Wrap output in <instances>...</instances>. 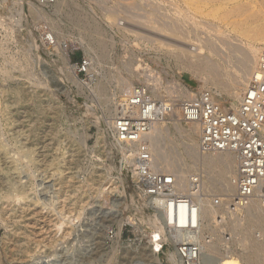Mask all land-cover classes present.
Segmentation results:
<instances>
[{"label":"rangeland","instance_id":"374dc122","mask_svg":"<svg viewBox=\"0 0 264 264\" xmlns=\"http://www.w3.org/2000/svg\"><path fill=\"white\" fill-rule=\"evenodd\" d=\"M171 1L198 22L184 20L183 27L190 31V39L194 38L193 31L202 37L209 34L205 22L220 25L241 41L248 40L254 27L264 24V14L260 11L257 20L237 15L216 18L209 14L212 9L227 6L226 0ZM125 2L0 0V140L6 141L10 155L15 152L23 155L17 175L8 171L9 165L0 152L2 264L28 261L34 254H40L46 261L51 260L44 264H136L140 259L153 260L148 256L146 223L139 220V213L133 208L125 210L124 204L130 203L132 194L135 203L142 206L146 214H151V208L141 204V197L130 180L126 183L125 200L112 199V191L109 190L119 185L121 178L118 146L112 141L114 146L106 134L109 128L106 122L114 116L112 93L120 95L115 87L121 76L128 78L133 87L145 84L138 77H130L127 70L139 63L160 74V80L154 82L161 90L183 87L197 94L199 89L193 85L200 84V77L188 69L180 72L174 57L165 53V46L135 39L126 33L121 35L115 22L119 21L123 26L130 24L120 18ZM229 3L231 7L233 2ZM162 4L170 14L173 13L170 4L165 1ZM258 6L254 5L250 10H257ZM105 12H112L110 20L105 18ZM237 21L248 30H233ZM87 22L97 25L106 40L107 52L100 60ZM223 38L233 40L229 36ZM190 44L185 42L183 47H190ZM54 46L60 53L68 54V61L73 65L69 70L75 71L81 82L75 84L70 81L67 84L52 72L51 65L58 53ZM205 54L212 56L209 50H205ZM220 54L223 58L225 52H219L218 60H222ZM83 59L90 61L87 74L78 70ZM75 62L79 63L78 67L73 64ZM90 78L96 79L93 82L101 80L105 84V89L97 96L85 85ZM163 95L157 98L172 99L173 105L178 107L180 99ZM177 119L183 121L174 109L163 124L171 129L164 141L167 145L173 141L171 146L183 153L185 162L191 166V173H198L203 180L200 164L193 166L184 153L185 140L172 128L171 122ZM102 132L106 137L105 144L100 140ZM33 175L37 180L32 178ZM19 179L33 186L38 184L37 191L36 188L33 191L39 192V200H43L41 202L45 206L42 203L35 205L29 198L16 200L18 188L15 186ZM100 186L107 195L106 201L97 191ZM24 191L26 193L27 190ZM121 194L117 197L123 196ZM81 208L83 214L77 219ZM62 218L65 222L58 227ZM19 243H22L24 251H13Z\"/></svg>","mask_w":264,"mask_h":264},{"label":"bare ground","instance_id":"6f19581e","mask_svg":"<svg viewBox=\"0 0 264 264\" xmlns=\"http://www.w3.org/2000/svg\"><path fill=\"white\" fill-rule=\"evenodd\" d=\"M59 1L61 2V0ZM163 1L167 2L168 5H171L170 9L173 12L172 14H170L167 7L162 4ZM242 1L243 0H226L225 4L227 6H223V8L217 10L212 9L209 14L216 18H226V16L237 15L255 20L259 17V11L261 14H264V0H260V6H258L259 3L257 4L258 0H246V2L243 1L244 3ZM229 2H233L231 7L228 6L231 5ZM254 5L256 7L258 6L259 9L251 11L250 8L254 7ZM106 12L104 13L105 18L110 20L112 18V12ZM173 14H175V16H173ZM120 18L127 21V23H130L128 26H123L124 24L118 23L119 21L115 22L117 30L121 35H125L124 33H126L134 36L135 39L156 42L160 47L165 46V53L174 57L177 65L176 67L180 72L184 73L188 69L200 77V84L198 82V84L193 85L194 88L198 87V93L209 91L213 98L219 101L225 109L236 110L238 108L249 77L257 65L258 49L261 45L258 44V46L257 43L264 42V24L254 27L251 32L249 31L248 40L241 41L238 37L228 34L220 27V25L213 22H205V25H207V28L210 30L209 34L202 37L196 31H193L194 38L190 39V31L183 27L184 20H196L191 17V14L183 11L171 0H126L125 9L122 11ZM84 19H86V17H84ZM237 22L238 24L236 23L234 25L233 30H237L238 32L244 30L246 32V30H248V28H242V26L239 25L241 23L240 21ZM87 24L92 38H94L93 42L97 44L96 49L98 55H100L98 56V60H100V58L105 56L107 52L105 46L106 40L103 37L102 30H100L97 25L91 24L90 22H87ZM211 32L214 36L213 39ZM228 36L233 38V40L223 38ZM176 42L179 44H176ZM185 42L192 43L194 45L193 48L191 47L192 44L189 45L190 47H183L185 46ZM54 48L56 53H58L57 58L51 65L52 72L60 79V81L67 84H70V81L75 84L81 82L77 77L76 72L69 70V68H73V65L68 61V54L66 56L63 53H60L56 46H54ZM205 50H209L212 56L206 55ZM222 50L223 53L225 52L226 56L224 55L222 58V55L220 54L219 56H221L222 60H218L216 56ZM234 55L236 57L233 60L232 58ZM68 64H70V66H67ZM161 67L163 69V66ZM127 70H129L130 77H138L139 81L144 82V85L147 86L150 94L154 97H164L163 94H167L170 97H176L181 100L192 98L195 95L189 91V89L187 90L183 87H168L167 89L165 88V90H161V87L154 82L160 80V74L154 72V69L148 67V65L139 63L137 67L129 66ZM92 76L94 75L92 74ZM93 78H90L91 80L88 79L89 81L86 82L85 85L94 93V95L97 96V93H100L102 89H105V84L101 80L93 82V80H96ZM115 88L120 95L116 96L117 92L112 93L113 105L111 107H113L112 109L114 110L113 115L117 114L123 97L132 90L133 86L128 78L121 76L117 79ZM224 95H226L227 98H223ZM160 99H162L166 106H171V112L169 115L172 114L174 109L179 112V108H176L173 105L172 99ZM164 121L156 123L148 132L142 134L137 142L129 143L132 144V147L133 145L135 146L145 143L151 155V166L156 170L172 173L176 177V189L181 193H186L192 188L189 177L191 175H197L198 173H191V166L185 162L183 153L179 152L174 146H171L173 145V141H170L171 145L165 143V136L169 134L171 129L169 126L163 125ZM106 123L110 128L111 120H108ZM171 125L172 128L185 140L184 153L191 159L193 166L198 167L200 164V173L203 175L204 179L202 180L200 175L197 177L200 187L202 188V193L193 204L192 214L189 220L181 215L184 210V206L182 205L178 208L179 216L177 218L174 216V211L172 209L169 213L163 214L160 210L159 203H154L149 200L147 201L142 195H139V197H141L140 202L142 205H147L151 208V214H146L143 207L135 203L132 194L130 203H123L125 205V210L133 208L139 213V220L146 223L144 231L147 232L146 236L148 237L149 243L148 256L153 260L150 261L149 259H144V261L153 263L158 262L157 255L152 253L149 235L151 232L156 233L164 222L169 220V223L174 222V224L177 223L180 226L195 225L207 230L212 241L209 244L204 245V251H206V255L210 259V264H263L264 209L261 203L256 201L252 202L247 207L243 216H239L234 212H229L228 209L230 199L235 191L236 156L228 151L212 153L203 152V154H200L198 151L200 134L199 125L196 122L185 120L180 121V119L174 120L171 122ZM103 134L104 133L102 132L100 140L104 143L106 137ZM106 134L111 141L108 131ZM117 142L119 145L117 147L119 151L117 152L122 154L125 150V145L123 142ZM5 143L6 141L3 142L0 140V152L3 154L6 159L5 161L9 165L8 171H12L19 175V166L23 162V155H20L17 152L10 155V151L8 152V147H6L7 144ZM112 144L114 145L113 142ZM133 149L134 150L130 151L131 156L136 153V149ZM126 154L127 152L124 153V156H126ZM217 166L219 168L215 170V167ZM195 170H197V168H195ZM133 176L136 177L135 174H133ZM27 177L30 178L28 174ZM32 178L37 180L36 175H33ZM18 181L15 182L18 183V185L15 186L18 188L15 192L16 200L20 201L21 199L24 200L25 198H29L35 203V205L37 203L43 204V202H41L43 200H39V198H41L37 194L39 192L33 191L35 188L37 191L38 184L36 181L35 186H33V184L31 185V183H27L28 181L26 182L20 179ZM24 190H27L26 193H24ZM109 190L112 191V199L122 198L125 200V196L127 195V184L121 179L119 185H115ZM97 191L103 200H108L102 186L97 187ZM121 193L123 196L117 197ZM105 201L103 204H105ZM100 202L102 203L101 198ZM109 204L112 205L111 203ZM82 212L83 208H81L76 216L77 219ZM62 219L63 220L58 224V227H61L65 222V218ZM131 220H134V218L132 217ZM14 250L24 251V249H22V243L17 244V246L13 248V251ZM167 259L171 264H174V252L169 250V252H167ZM3 260L4 256L0 252V264L3 263Z\"/></svg>","mask_w":264,"mask_h":264},{"label":"built area","instance_id":"2783aa9c","mask_svg":"<svg viewBox=\"0 0 264 264\" xmlns=\"http://www.w3.org/2000/svg\"><path fill=\"white\" fill-rule=\"evenodd\" d=\"M89 62L83 59L78 70L87 74ZM73 64L79 66L78 62ZM178 108L183 120L199 125L198 146L202 153L228 151L237 158L235 191L228 205L229 212L243 216L255 201L264 209V42L259 46L257 65L236 110L225 109L209 91L179 100ZM170 112L171 106L151 95L146 86H134L123 97L117 114L111 118L108 135L117 146V141L125 145L119 159L120 180L126 183L130 180L138 196L159 203L163 214L172 209L178 218V208L184 206L181 215L189 220L193 204L202 193L199 174L189 177L192 188L181 193L176 189V177L172 173L151 166V155L145 143L133 147L130 144L137 142L156 123L163 122ZM133 148L136 153L131 156ZM149 236L152 253L157 255L158 262L140 259L136 264H171L167 259L169 250L174 252V264H210L204 245L209 244L212 238L200 226H180L168 220ZM48 261L51 260L46 261L40 254H34L28 261L17 264H44Z\"/></svg>","mask_w":264,"mask_h":264}]
</instances>
